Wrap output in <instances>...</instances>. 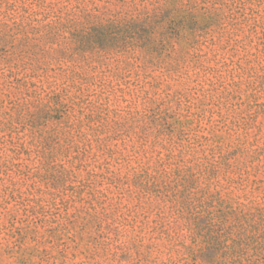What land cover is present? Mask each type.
Returning a JSON list of instances; mask_svg holds the SVG:
<instances>
[{"label": "rangeland", "instance_id": "1", "mask_svg": "<svg viewBox=\"0 0 264 264\" xmlns=\"http://www.w3.org/2000/svg\"><path fill=\"white\" fill-rule=\"evenodd\" d=\"M176 181L264 207V0H0V264H208Z\"/></svg>", "mask_w": 264, "mask_h": 264}, {"label": "trees", "instance_id": "2", "mask_svg": "<svg viewBox=\"0 0 264 264\" xmlns=\"http://www.w3.org/2000/svg\"><path fill=\"white\" fill-rule=\"evenodd\" d=\"M175 5V4H174ZM171 6L160 14L158 23L176 21ZM147 24V21H135L130 25ZM107 40L118 36L104 32ZM174 187L180 196L172 198L175 203H181L186 209H191V233L203 236L200 258L208 264H264V207H258L255 212L240 215L234 208L226 206L223 200H218L215 194L207 188L194 190L185 182ZM151 186V185H150ZM199 206L200 210L195 211ZM194 256H198L194 252ZM217 257L219 259L217 260Z\"/></svg>", "mask_w": 264, "mask_h": 264}]
</instances>
